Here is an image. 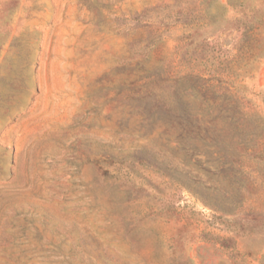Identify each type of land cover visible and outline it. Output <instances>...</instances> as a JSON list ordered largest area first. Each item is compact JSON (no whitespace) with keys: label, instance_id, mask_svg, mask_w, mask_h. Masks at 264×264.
I'll return each instance as SVG.
<instances>
[{"label":"rangeland","instance_id":"1","mask_svg":"<svg viewBox=\"0 0 264 264\" xmlns=\"http://www.w3.org/2000/svg\"><path fill=\"white\" fill-rule=\"evenodd\" d=\"M227 1L0 0V264H264V0L248 54Z\"/></svg>","mask_w":264,"mask_h":264},{"label":"trees","instance_id":"2","mask_svg":"<svg viewBox=\"0 0 264 264\" xmlns=\"http://www.w3.org/2000/svg\"><path fill=\"white\" fill-rule=\"evenodd\" d=\"M255 4L256 3L254 1L241 0L240 3L233 5L230 0H228L227 3L222 4L223 9L219 15L216 16L208 14V17L211 18L212 21L217 20L219 17L221 18L223 16L224 10L229 6L233 7L234 9L241 10L242 18L236 19L237 29H241V42L237 48V51L244 53V50L247 48L248 50L245 52V54L251 53L250 50L253 49V44L259 42V40H257V36L260 35V33H257V30L262 25V23L258 22L261 21L258 19V14L260 11L257 5L255 6ZM259 5L263 8L264 1H261Z\"/></svg>","mask_w":264,"mask_h":264}]
</instances>
